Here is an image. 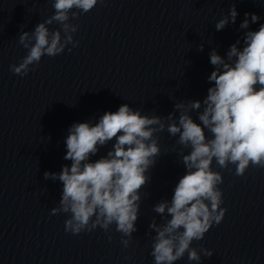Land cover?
Returning a JSON list of instances; mask_svg holds the SVG:
<instances>
[{
    "label": "water",
    "instance_id": "water-1",
    "mask_svg": "<svg viewBox=\"0 0 264 264\" xmlns=\"http://www.w3.org/2000/svg\"><path fill=\"white\" fill-rule=\"evenodd\" d=\"M233 7L235 22L230 16ZM251 14L259 20L253 23ZM225 18L228 23L217 30L216 25ZM245 19L248 27L243 28ZM261 24L264 0H109L81 122L96 124L105 112L127 104L141 115L160 117L164 130L153 134L160 153L145 173L148 181L138 190L136 231L131 237L116 231L115 222L107 231L97 226L73 234L65 230L71 213L51 212L31 264H155L151 251L156 231L152 225L160 227L171 217L167 209L164 214L154 209L164 201L170 206L174 189L187 171L183 156L191 151L190 146L179 144V134L172 136L167 127L178 123L182 113L201 123L204 100L215 83L209 77L218 68L222 70V66L211 64V53L215 51L226 63L234 64L236 57L228 59L231 46L242 51L246 34L257 31ZM195 101L200 102V108L191 106ZM178 104L183 108L177 109ZM205 136L206 140L213 138L207 128ZM115 142L114 138L98 145L91 161L107 156ZM71 163L69 160L67 166ZM211 168L222 175L220 207L226 212L202 240L191 242L189 251L195 249L199 261H190L186 251L173 264H264V167L250 163L243 175H237L236 165L221 168L214 158ZM62 190L63 184L53 208L59 207ZM122 240L129 241L127 247Z\"/></svg>",
    "mask_w": 264,
    "mask_h": 264
},
{
    "label": "clouds",
    "instance_id": "clouds-1",
    "mask_svg": "<svg viewBox=\"0 0 264 264\" xmlns=\"http://www.w3.org/2000/svg\"><path fill=\"white\" fill-rule=\"evenodd\" d=\"M96 4L97 0H55V14L37 24L33 33L35 43L19 65L10 66L11 71L26 75L29 65L38 64L43 55L61 54L69 43L76 47L78 42H73L71 33L77 31V26L66 23L70 10L75 8L87 13ZM77 15L71 12L72 18ZM236 15L233 7L230 11L233 22ZM248 15L245 13L246 17ZM251 19L255 23L259 16L251 14ZM53 21L58 22L66 34L63 43L60 31L51 33L49 39L45 25ZM227 23L228 18L220 20L217 30ZM241 27H248L247 19ZM28 39L27 32L20 36L25 48ZM245 45L242 51L235 44L231 46L228 59L236 57L234 64L226 63L215 51L211 53V64L222 66V70L218 68L209 77L215 83L204 100L206 107L199 115L201 123L182 113L178 123L167 127L172 136L179 134L178 143L190 146L191 151L183 156L187 171L174 189L170 206L164 201L154 209L160 214L167 209L171 217L160 227L152 225L156 231L151 251L155 264H173L186 251L190 261H199L197 251H189L191 242L202 240L213 222L219 224L223 219L226 209L220 207L223 200L218 188L223 178L211 168L214 158L221 168H227L230 163L236 165L237 175H243L250 163L264 167V24L246 34ZM191 106L198 109L200 102L195 101ZM176 107L181 109L183 105ZM154 125L159 128L152 127ZM164 127L160 117L141 115L127 104L115 112H105L96 124L80 122L71 126L64 156L65 160L72 161L71 166H63L59 174L44 173L45 178L58 177L63 184L60 205L51 211L53 215L71 213L65 221L66 231L78 234L97 226L107 231L115 222L116 231L131 237L136 231L138 190L148 181L145 173L160 153L153 134L163 131ZM205 128L212 133V139L206 140ZM114 138L113 150L91 161L90 157L99 151L98 145L104 146ZM121 242L128 246V240Z\"/></svg>",
    "mask_w": 264,
    "mask_h": 264
}]
</instances>
